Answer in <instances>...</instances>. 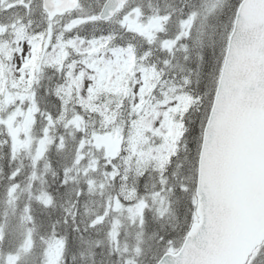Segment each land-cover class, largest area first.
Instances as JSON below:
<instances>
[{"label":"snow or ice","instance_id":"6c2138e0","mask_svg":"<svg viewBox=\"0 0 264 264\" xmlns=\"http://www.w3.org/2000/svg\"><path fill=\"white\" fill-rule=\"evenodd\" d=\"M0 264H264V0H0Z\"/></svg>","mask_w":264,"mask_h":264}]
</instances>
